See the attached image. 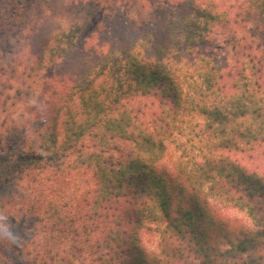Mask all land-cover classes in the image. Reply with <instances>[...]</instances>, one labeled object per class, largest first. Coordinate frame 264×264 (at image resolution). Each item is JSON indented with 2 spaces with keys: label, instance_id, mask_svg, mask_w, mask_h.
<instances>
[{
  "label": "trees",
  "instance_id": "obj_1",
  "mask_svg": "<svg viewBox=\"0 0 264 264\" xmlns=\"http://www.w3.org/2000/svg\"><path fill=\"white\" fill-rule=\"evenodd\" d=\"M155 1L151 18L111 28L99 84L90 70L42 103L53 73L85 51L97 0L37 4L39 21L57 29L39 50L15 52L7 76L0 66V215L34 192L41 212L73 233L50 246L13 233L0 249L18 264H264V171L245 164L264 149V61L245 51L228 64L208 49L231 21L228 0ZM20 3L0 0V39ZM244 10L264 17V0ZM168 142L173 170L161 164ZM77 169L96 181L82 202L45 204L55 177ZM150 224L158 252L142 241Z\"/></svg>",
  "mask_w": 264,
  "mask_h": 264
},
{
  "label": "rangeland",
  "instance_id": "obj_2",
  "mask_svg": "<svg viewBox=\"0 0 264 264\" xmlns=\"http://www.w3.org/2000/svg\"><path fill=\"white\" fill-rule=\"evenodd\" d=\"M52 1L54 0H21L22 11L20 15L18 14L16 19L12 17L10 28L4 33L7 39H0V66L6 65L4 67L6 76L10 74V66L7 64L12 60L15 52H19L23 48L22 52L28 55L39 50L47 36L57 29V25L54 23H48L45 20L39 21L40 13L37 11V4L43 2L49 4ZM57 1H65V5L68 6L72 0ZM97 1L99 2L90 9L93 13L94 22L88 31L87 36L90 39L84 45L85 51L67 66L62 65V69L53 73L48 84L44 87V93L41 96L42 103L48 99L52 102L57 101L64 94L62 92L69 90L68 84H71L72 80L80 78L90 70L89 79H93L94 84H99L103 79L102 67L109 60L105 63L104 61L100 63L98 60H101L109 52L111 28L116 27L129 17L135 18L138 22H141L142 19L151 18L155 12L154 6L157 4L155 0H143V2L142 0ZM246 1L228 0V4L232 6L231 21L214 34L212 42L207 46L211 52L228 64L241 57L245 51L264 61V17L246 13L244 10ZM2 6L4 5H0V8ZM1 12L3 13V11ZM91 47L97 51V54L88 55ZM56 88L57 90L60 89L58 93H55ZM169 146L170 154L163 158L161 164L173 170L176 147L175 143H169ZM245 164L250 169L264 171V149L252 158H245ZM55 179L56 181L50 185L49 189L44 191L45 204L46 200L52 197L59 204H68L71 210L82 202L85 194L95 186L96 182L93 174L86 169L60 172ZM38 197V194L33 192L28 194L25 200H18L4 210L5 213L0 215V226L2 227L0 229V242L4 243L9 240L13 233H18L29 239L37 238L41 243L48 246L52 244L65 245L73 241L71 231H62L55 223H52L53 220L46 213L41 212L39 206L42 205V199H39L38 202ZM214 204L223 216L231 218L237 226L251 225V221L243 211L219 202H214ZM141 236L143 244L149 250L159 251V231L154 224L144 228ZM17 260L19 262L17 255H6L0 249V264H18Z\"/></svg>",
  "mask_w": 264,
  "mask_h": 264
},
{
  "label": "snow or ice",
  "instance_id": "obj_3",
  "mask_svg": "<svg viewBox=\"0 0 264 264\" xmlns=\"http://www.w3.org/2000/svg\"><path fill=\"white\" fill-rule=\"evenodd\" d=\"M142 2H143V0H142ZM188 2H189V3H194L195 0H188ZM180 3L183 4V3H184V0H180ZM182 14H183V13H182ZM150 54H151V53H150Z\"/></svg>",
  "mask_w": 264,
  "mask_h": 264
}]
</instances>
